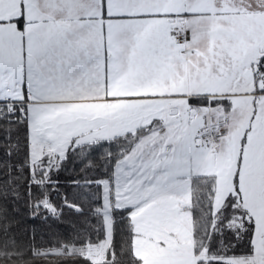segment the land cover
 <instances>
[{"label": "crops", "instance_id": "0c3cea01", "mask_svg": "<svg viewBox=\"0 0 264 264\" xmlns=\"http://www.w3.org/2000/svg\"><path fill=\"white\" fill-rule=\"evenodd\" d=\"M28 24L36 25L27 32ZM263 58L264 0H0V81L6 89L24 87L19 98L33 96L31 86H58L55 93L42 88L39 101H79L61 82L65 74L76 81L83 63L100 75L86 101L120 97L109 95V82L122 86L124 71L132 69L139 84L161 83L164 73L173 81L171 95L208 99L216 113L208 124L227 138L239 128L235 116L264 108ZM247 118L241 120L248 132ZM257 128L253 142L262 146L264 122ZM242 180L254 183L253 175Z\"/></svg>", "mask_w": 264, "mask_h": 264}, {"label": "rangeland", "instance_id": "374dc122", "mask_svg": "<svg viewBox=\"0 0 264 264\" xmlns=\"http://www.w3.org/2000/svg\"><path fill=\"white\" fill-rule=\"evenodd\" d=\"M90 65L81 64L80 70L74 72L76 81L70 82L65 74L61 82V90L74 89L79 101H39L44 98L42 88L55 93L60 90L58 86L51 90L31 86L34 95L19 98L24 95V87L17 89L11 84L6 89L0 81V99L27 102L32 166L46 154L65 156L71 143L105 140L147 128L117 161L113 180H102L106 237L99 244L90 245L87 254L96 260L104 257L112 236L113 207L132 206L134 250L143 259L141 264H198L204 254L197 252L193 235L192 178L215 175V211L230 193L240 192L245 210L255 222L252 254L240 259L232 257L231 264H264V145L257 146V139L253 142L260 133L257 124L264 122V108L260 106L261 110L253 116L246 109L244 114L235 116L240 119L239 128L232 129L227 138V133L217 129L221 134L216 147L197 144L199 132L209 126L216 113H209L207 104L196 103L192 94L171 95L167 84L172 86L173 81L168 74H162L161 83L150 78V84L148 79L139 84L132 69L124 71L118 76L122 86L109 82V95L120 97H114L112 102L86 101L83 99L97 90L95 84L100 78ZM252 108L256 112L255 106ZM245 116L251 124L248 132L241 120ZM248 175L254 178L251 185L242 180Z\"/></svg>", "mask_w": 264, "mask_h": 264}, {"label": "trees", "instance_id": "16d2710c", "mask_svg": "<svg viewBox=\"0 0 264 264\" xmlns=\"http://www.w3.org/2000/svg\"><path fill=\"white\" fill-rule=\"evenodd\" d=\"M194 101L209 103L205 96ZM26 105L25 99H0V264H141L132 206L113 207L103 258L86 251L106 237L102 180H113L117 161L147 128L73 143L65 156L46 154L32 166ZM216 191L215 175L192 178L193 235L204 254L198 264H231L230 258L253 252L255 222L242 195L230 193L215 211Z\"/></svg>", "mask_w": 264, "mask_h": 264}, {"label": "built area", "instance_id": "2783aa9c", "mask_svg": "<svg viewBox=\"0 0 264 264\" xmlns=\"http://www.w3.org/2000/svg\"><path fill=\"white\" fill-rule=\"evenodd\" d=\"M185 36H179V41H184ZM260 67H264V60L259 62ZM22 115L26 117V109L22 110ZM220 130H215L210 127L203 129L199 132L198 137L202 144H206L211 147H216L220 140Z\"/></svg>", "mask_w": 264, "mask_h": 264}, {"label": "water", "instance_id": "95a60500", "mask_svg": "<svg viewBox=\"0 0 264 264\" xmlns=\"http://www.w3.org/2000/svg\"><path fill=\"white\" fill-rule=\"evenodd\" d=\"M35 25L36 24H28L27 26H26V31L27 32H29V31H31L34 27H35ZM197 144H200V142H199V140L197 139Z\"/></svg>", "mask_w": 264, "mask_h": 264}]
</instances>
